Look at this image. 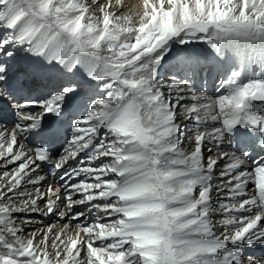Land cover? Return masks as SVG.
Segmentation results:
<instances>
[{"label": "snow or ice", "instance_id": "snow-or-ice-1", "mask_svg": "<svg viewBox=\"0 0 264 264\" xmlns=\"http://www.w3.org/2000/svg\"><path fill=\"white\" fill-rule=\"evenodd\" d=\"M124 7L0 0V264H262L264 0Z\"/></svg>", "mask_w": 264, "mask_h": 264}, {"label": "bare ground", "instance_id": "bare-ground-1", "mask_svg": "<svg viewBox=\"0 0 264 264\" xmlns=\"http://www.w3.org/2000/svg\"><path fill=\"white\" fill-rule=\"evenodd\" d=\"M107 2V0H103L102 1V4L103 3H106ZM139 2H140V0H123V3H124V10L126 11V12H128L129 10H132V11H134L135 10V7L139 4ZM113 4H115V0H113ZM177 47H179V46H177ZM25 54L22 52V53H17V58H18V61H20L21 60V57H23ZM174 55H175V53H174ZM254 67V69L255 68H258L257 66H253ZM163 71V70H162ZM164 78L165 79H169V76L167 75V76H164ZM210 82V80L207 82V83H209ZM210 84H211V82L209 83V85H208V88H210ZM209 94H211V95H213V96H215V94L214 93H209ZM19 97H21V96H17V98H19ZM24 98V97H23ZM8 102H11L10 100H0V103H1V105H0V118H2L3 117V119L4 120H8V118H10V111H12L13 110V108L15 107V105H14V103H13V105L11 104V105H8L7 103ZM12 103V102H11ZM264 104V103H263ZM263 104H261L260 106H256V105H254L253 107H254V110H257L258 108H260ZM8 109L9 108V111L7 112V113H5L4 114V112H3V109ZM2 111V112H1ZM261 114H264V113H261ZM5 116H9L7 119L5 118ZM4 126H6V128H7V131L10 133L11 131H12V129H13V126L12 125H10L8 122H0V130H2L3 129V127ZM209 131L211 130L210 128L208 129ZM38 131V130H37ZM258 135V134H257ZM42 136V138L44 139V140H48V138L46 137V136H44V135H41ZM39 137V136H38ZM38 137H35L34 139L31 137L30 139L32 140V143L33 144H38ZM49 141V140H48ZM21 142H23V141H21ZM23 143H25V142H23ZM253 144L254 145H257L258 144V139H254L253 140ZM227 151V152H231V151H233V149H231L230 148V146H229V144H223V145H218V146H213V155H214V153H216L217 151ZM251 150H253V151H261V156H264V147H253V148H251ZM54 152V151H53ZM207 152V151H206ZM231 161H229L227 158H225V160L222 162V164H227V163H230ZM18 163V162H17ZM3 164V160L2 159H0V165H2ZM16 165L14 164V165H5L3 168H0V175H2V172L4 171V170H11V168L12 167H15ZM44 167H45V170L46 171H50V168H48V166L45 164L44 165ZM242 167H244V166H242ZM221 170V168H217V172H219ZM249 170H250V168H249ZM41 174H44V173H41ZM214 179H216V178H214ZM42 184H43V186H47L48 184H52L53 185V187H55L54 186V182L53 181H51V179L49 178V177H47L46 178V180L44 181V182H42ZM29 191H31L32 190V187L30 186V185H26L25 186ZM62 195H64V193L62 192ZM78 210H83V206H78ZM106 219V218H105ZM30 222H31V224L33 225V226H35L36 224H37V222H39V226L42 228L44 225H53V224H55V223H57V217H55V216H53V217H51V218H48V217H43V218H41V217H39L38 215H34V216H32L31 217V220H30ZM109 222H110V219H109ZM61 224L62 223H69V221H63V222H60ZM34 230V227H31V228H28V229H26L25 231L26 232H28V233H30L31 231H33ZM57 231H59V227H57ZM76 232V229L73 227V224H71L70 223V228H69V234H74ZM251 255H253L255 258H258V259H260L261 261H262V264H264V247H256L254 250H252L251 251Z\"/></svg>", "mask_w": 264, "mask_h": 264}, {"label": "rangeland", "instance_id": "rangeland-1", "mask_svg": "<svg viewBox=\"0 0 264 264\" xmlns=\"http://www.w3.org/2000/svg\"><path fill=\"white\" fill-rule=\"evenodd\" d=\"M102 1L103 0H100V3H102ZM125 11V10H124ZM126 12V11H125ZM164 76H167V74H165ZM165 81H167V79H165V78H163V81L162 82H165ZM216 82V81H215ZM211 83H212V81H211ZM200 84H201V86H202V81H200ZM213 84H214V81H213V83L212 84H210V88L209 89H211L210 91H209V93H211V91H212V89H213ZM203 88H205V86H202ZM212 93H214L215 94V92H214V90L212 91ZM25 98V97H24ZM8 105H13V102L11 103V102H8L7 103ZM1 122V121H0ZM10 124V123H9ZM205 155L207 156L208 155V153L207 152H205ZM214 155H215V153H214ZM253 159H256V157H254ZM44 187H46V186H44ZM127 247V246H126Z\"/></svg>", "mask_w": 264, "mask_h": 264}]
</instances>
